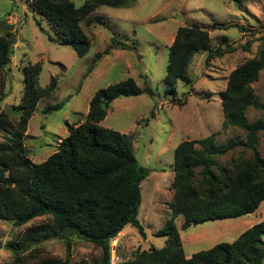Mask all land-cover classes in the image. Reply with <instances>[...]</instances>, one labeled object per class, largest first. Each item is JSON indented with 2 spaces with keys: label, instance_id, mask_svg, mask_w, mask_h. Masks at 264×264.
I'll use <instances>...</instances> for the list:
<instances>
[{
  "label": "rangeland",
  "instance_id": "1",
  "mask_svg": "<svg viewBox=\"0 0 264 264\" xmlns=\"http://www.w3.org/2000/svg\"><path fill=\"white\" fill-rule=\"evenodd\" d=\"M33 1L0 0V31L11 34L13 47L10 65L0 71V93L4 94L0 108L20 103L23 67L28 63L40 62V86L55 79L54 91L37 102L24 131L26 157L39 163L65 137V122L78 124L85 120L89 100L97 89L128 77L145 88L143 94L116 98L100 122L103 127L131 135L135 156L150 170L140 182L137 213L145 237L130 225L125 226L110 241V260L119 257L127 261L136 250L163 247L166 236L160 230L171 217L175 146L182 140L200 139L211 133H215L217 144L246 138V133L236 127H223L220 93L229 73L246 59L257 57L264 48V0H135L127 7L101 5L80 22L91 41L83 57L71 47L48 39L54 32L45 18L30 9ZM70 1L79 6L84 0ZM193 23L205 26L210 40L207 48L191 59L188 75L192 83H176L174 98L184 102L179 105L171 103V95L164 92L168 46L179 27ZM112 38L128 47L113 48ZM106 48L109 53L94 61L95 55ZM208 51L213 55L208 56ZM251 86L257 101L264 104V68ZM59 102L63 103L60 109L43 112L45 106ZM261 117L262 111L253 106L245 114L248 122ZM5 137L0 132V142ZM256 149L264 157L262 132L258 133ZM252 156L251 149L236 147L218 161L231 166L234 161ZM263 218L264 200L247 216L209 221L185 230L181 228L184 219L179 217L175 226L184 253L191 255L217 243H231ZM40 225H51L50 216L36 217L20 226L0 219V264H37L47 257L64 260L67 253L68 264H102L101 248L77 237L69 239V250L67 239L46 238L31 243L18 263L5 243L20 240L28 229Z\"/></svg>",
  "mask_w": 264,
  "mask_h": 264
},
{
  "label": "trees",
  "instance_id": "2",
  "mask_svg": "<svg viewBox=\"0 0 264 264\" xmlns=\"http://www.w3.org/2000/svg\"><path fill=\"white\" fill-rule=\"evenodd\" d=\"M135 0H84L79 6L70 0H34L30 9L47 21L54 32L48 39L71 47L78 57L90 49L91 41L80 22L101 6L127 7ZM39 25V23H37ZM8 27V26H7ZM39 28H42L39 25ZM8 31H0V71L11 63L13 47ZM209 33L205 26L193 23L179 27L168 46L166 74L163 83L171 103L177 81L191 84L188 68L193 55L207 48ZM113 48H126L113 38ZM217 52L221 51L218 47ZM97 53L94 61L107 55ZM208 56L213 51L207 52ZM264 68V48L257 57L246 59L228 75L220 93L223 127H236L246 133L244 141L228 140L217 144L215 133L200 139L182 140L174 150L173 197L171 217L160 234L166 236L161 248L136 250L125 264H262L264 261V218L245 229L232 241L221 242L191 255L184 253L175 221L183 217L182 229L209 221L247 216L264 200V157L256 149L258 133L264 135V104L257 101L251 86ZM40 62L23 67L24 89L20 103L0 108V219L20 226L33 218L50 216L51 225L28 229L18 241H8L15 261L31 243L46 238H82L101 248L102 264H110V241L130 225L145 237L137 218L141 202L140 182L149 174L133 151L129 134L103 127L109 105L118 97L137 96L146 92L133 78L97 89L88 104L85 120L78 124L65 122L67 134L56 150L44 161L34 163L26 157L24 131L37 102L55 89V79L39 84ZM4 94L0 93V101ZM63 103L47 105L43 112L58 110ZM262 111V117L248 122L249 107ZM154 113H151L153 116ZM236 147L251 149L253 156L223 166L218 158ZM1 248V245H0ZM64 260L43 258L37 264H68ZM36 264V263H35Z\"/></svg>",
  "mask_w": 264,
  "mask_h": 264
},
{
  "label": "built area",
  "instance_id": "3",
  "mask_svg": "<svg viewBox=\"0 0 264 264\" xmlns=\"http://www.w3.org/2000/svg\"><path fill=\"white\" fill-rule=\"evenodd\" d=\"M110 264H125V263H118L116 258H112Z\"/></svg>",
  "mask_w": 264,
  "mask_h": 264
},
{
  "label": "water",
  "instance_id": "4",
  "mask_svg": "<svg viewBox=\"0 0 264 264\" xmlns=\"http://www.w3.org/2000/svg\"><path fill=\"white\" fill-rule=\"evenodd\" d=\"M14 40H15V36H14V35H12V42H14Z\"/></svg>",
  "mask_w": 264,
  "mask_h": 264
},
{
  "label": "crops",
  "instance_id": "5",
  "mask_svg": "<svg viewBox=\"0 0 264 264\" xmlns=\"http://www.w3.org/2000/svg\"><path fill=\"white\" fill-rule=\"evenodd\" d=\"M66 134H67V131H66Z\"/></svg>",
  "mask_w": 264,
  "mask_h": 264
}]
</instances>
